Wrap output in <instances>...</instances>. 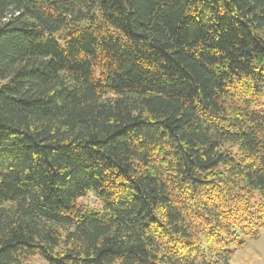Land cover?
I'll return each instance as SVG.
<instances>
[{
  "label": "trees",
  "instance_id": "16d2710c",
  "mask_svg": "<svg viewBox=\"0 0 264 264\" xmlns=\"http://www.w3.org/2000/svg\"><path fill=\"white\" fill-rule=\"evenodd\" d=\"M263 230L264 0H0V264H230Z\"/></svg>",
  "mask_w": 264,
  "mask_h": 264
},
{
  "label": "rangeland",
  "instance_id": "374dc122",
  "mask_svg": "<svg viewBox=\"0 0 264 264\" xmlns=\"http://www.w3.org/2000/svg\"><path fill=\"white\" fill-rule=\"evenodd\" d=\"M82 204L95 206L96 200L92 195L80 200ZM242 237V236H241ZM245 246L235 252L230 264H264V230L261 231L257 239H244ZM31 264H47L41 258H35Z\"/></svg>",
  "mask_w": 264,
  "mask_h": 264
}]
</instances>
